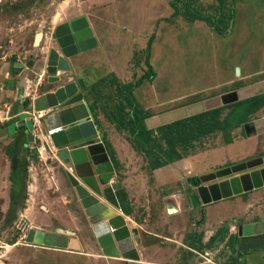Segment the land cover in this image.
<instances>
[{
  "label": "rangeland",
  "instance_id": "1",
  "mask_svg": "<svg viewBox=\"0 0 264 264\" xmlns=\"http://www.w3.org/2000/svg\"><path fill=\"white\" fill-rule=\"evenodd\" d=\"M93 1L96 0H0V57L27 61L26 56L30 54V67H35L31 72V85L36 87L37 78L46 68L45 57L50 48L58 49L56 41H53L56 27L69 17L70 10L91 8ZM106 1L104 5L109 2ZM151 1L154 2L155 14H160L163 17L161 20H165V27H160V43L156 47L160 63L158 81L163 84L165 78V108L169 109L165 112V124L204 111L203 104L182 107L183 101L195 94L201 93L204 98L227 90L230 85H226V80L230 76L237 79L240 75L237 69H231L238 61L243 66L249 65L250 70H260L262 74L258 77L264 79V0H148ZM138 5L141 4L135 3L134 6ZM200 15L210 19H199ZM195 22L200 24H193ZM217 29H222L224 33ZM39 32H43L45 37L36 45ZM20 72L14 74L19 75ZM46 72L49 75L47 69ZM23 76L21 74L17 78L19 83H22ZM97 76V73L93 74L90 96L94 99L95 94L102 99L97 102L95 112L113 122L111 117L116 114L112 107L124 101L120 99L124 84L109 77L106 78L108 86L101 83L98 87L95 82L102 78L97 80ZM256 79L253 78V81ZM56 86L48 85L46 77L42 89ZM123 105L126 108L130 106L128 102H123ZM230 111V108H225L205 121L207 126L202 130L216 127L209 135L194 138L200 130L194 124L186 128L188 143L176 139L170 144L165 140V159L167 154L174 155L173 161L168 164L177 161V153L188 157L219 142H227L232 130L227 129L222 120ZM129 118L130 115L126 119ZM220 133L222 136L219 139ZM180 137L183 136L179 134V139H182ZM20 139L15 135L8 144L0 141V264H231L235 258L240 259L238 241L231 234V225L237 220L208 223L203 213V218L189 217L187 223L181 220L169 222L165 217L164 234L147 239L149 246L140 253L139 261L122 258L121 253L120 256H111L105 252L92 231L89 217H66V221L47 217L53 220L51 227L55 233L76 236L83 245L80 250L27 243L29 230L36 228L33 222L23 217L32 161H40L42 169L49 174L61 175L65 174V170L54 152L44 147L42 137L34 144L33 154L25 146L26 137L22 141ZM153 144L151 141L148 145L151 147ZM14 150H19L21 154V164L15 170L12 167ZM155 160L150 159V166ZM227 164L229 162L209 163L207 168L212 171ZM225 204L224 207L227 206ZM74 210L81 212L77 207ZM34 219L36 223L38 220ZM67 220L71 224H67ZM196 221L201 222L197 224Z\"/></svg>",
  "mask_w": 264,
  "mask_h": 264
},
{
  "label": "crops",
  "instance_id": "2",
  "mask_svg": "<svg viewBox=\"0 0 264 264\" xmlns=\"http://www.w3.org/2000/svg\"><path fill=\"white\" fill-rule=\"evenodd\" d=\"M126 1L109 0L108 4L104 5L106 0L103 2L96 0L93 1L91 8L70 10L69 17L59 23L86 17L98 41L96 47L70 58L72 72L68 74L70 76L68 81L75 77L85 80V83L89 85V89L85 91L86 100L91 106L94 101L93 97L90 96L93 74H98L97 80L112 77L122 84L136 83L142 79V83L133 89L132 95L122 91L120 99L127 103L125 96L131 97L135 105L127 106L126 110L130 111L132 117L149 114L138 120L136 124L140 127L139 122L142 120L145 127L140 128L152 130L156 136L158 128L165 125V112L169 110L165 108V78L163 84H159L158 81L160 63L156 56V47L160 43L159 38L161 36L160 27H165V20H161L163 17L160 14H155L154 2L152 1ZM135 3L141 5L136 7L134 6ZM193 24L200 23L195 22ZM41 33L40 41L44 40L45 37V34ZM37 35L36 45L40 42L37 40ZM26 57L29 60L21 61L14 57H10V59L0 57V128L7 125L10 111L17 100L35 99L46 91L58 87L57 85L55 88L42 89L45 78L48 79L49 77L46 75L47 64L40 74V78L36 80V87H32L31 72L34 71L35 67H30V54L29 57L28 55ZM47 59L48 55L45 57V62ZM231 69H237L238 75H240L237 79L230 76V79L226 80V85H230L227 90L220 91L215 96L204 98L200 96L201 93L192 95L189 97L190 99L183 101L182 107L203 104L205 105L204 111H206L231 105L264 93V79L258 77L262 74L260 70H250L249 65L243 66L239 61L231 66ZM16 71H21L19 75H24L22 83L17 81L19 75L14 74ZM148 74H151L152 79L147 78ZM253 78L257 79L253 81ZM99 82L98 80L95 84ZM22 88L25 89V95L19 97ZM233 93L237 94V99L232 97ZM26 109L22 104L20 112L25 113ZM1 114L3 115L1 116ZM92 115L101 136L100 140L110 143L118 160V165L114 163L116 174L112 183L120 182L122 184L131 204L132 213L125 218L132 231L136 250L140 256L139 260H141L140 253L149 246L146 242L147 239H155L164 234L162 231H165V217L169 222L181 220L183 223H187L189 217L202 218V208H204V217L208 223L219 224L227 220H237L236 224L231 225V234L235 236L237 241L236 226L241 223H255L257 233L264 231V186L209 203L204 207L193 200L195 189L193 179L208 172L209 163L216 165L223 162L234 163L263 154L264 133L258 134L252 129L247 130L245 128L247 122H245L232 129L231 140L219 142L217 145L166 166L153 168L150 166V158L146 152L137 148L135 136L132 135L128 122L126 124L129 127L120 130L115 123L107 120L104 115H97L93 111ZM22 116L28 117L30 114H23ZM259 117H264V106L251 116L250 121ZM25 134L19 132L17 137L21 138L22 141ZM221 136L222 133L219 134V139ZM40 137H42L44 147L53 151V145L45 140L40 135L39 128H36L35 141H28L27 139L24 141L25 146L31 149V154L35 148L34 144L38 142ZM12 138L14 136H9L3 141L8 144ZM19 156L18 167L21 164L20 151ZM57 161L64 167L65 174H49L46 169H42L43 164L40 161H32L29 174L31 180L26 186L28 197L23 217L33 222L37 229H45L49 232H54L53 227H51L53 220L50 221L47 217H58L59 220L65 221L66 217H88L75 188L68 181L66 175L68 166L58 159ZM39 169L41 170L39 171ZM42 171L45 172L41 173ZM222 204L223 207H220ZM224 204L227 206L224 207ZM75 207L81 212H75ZM34 217L38 220L36 223ZM151 218L154 221L152 226L150 225ZM68 223L71 224L69 220H67ZM175 227L173 226V228ZM121 257L124 258L122 254Z\"/></svg>",
  "mask_w": 264,
  "mask_h": 264
},
{
  "label": "water",
  "instance_id": "3",
  "mask_svg": "<svg viewBox=\"0 0 264 264\" xmlns=\"http://www.w3.org/2000/svg\"><path fill=\"white\" fill-rule=\"evenodd\" d=\"M41 37L39 32L37 40ZM55 37L58 49L53 48L48 56L47 82L58 87L35 99L17 100L7 125L0 128V141L19 132L26 133L28 141H35V129L39 128L44 139L53 145L55 156L68 166V181L75 188L102 249L111 256H120L121 253L124 258L139 260L132 231L125 218L132 213L131 204L122 184L112 183L116 169L105 142L100 140L86 100L85 91L89 85L83 78L75 77L68 81V74L72 72L70 58L96 47L97 38L86 17L58 25ZM24 95L25 89L22 88L19 97ZM232 97L237 99V94L233 93ZM22 104L27 108L25 113L20 112ZM23 114L30 116L23 117ZM139 125L145 127L142 120ZM245 128L264 133V117L245 123ZM19 157V151L15 150L12 157L14 169L18 167ZM193 184V200L202 206L263 187L264 153L202 173L193 179ZM237 234L240 264H264V231L257 233L255 223H241L237 226ZM26 241L75 251L82 248L76 236L39 228H31Z\"/></svg>",
  "mask_w": 264,
  "mask_h": 264
},
{
  "label": "trees",
  "instance_id": "4",
  "mask_svg": "<svg viewBox=\"0 0 264 264\" xmlns=\"http://www.w3.org/2000/svg\"><path fill=\"white\" fill-rule=\"evenodd\" d=\"M196 14V13H195ZM196 19V17H193L192 19ZM199 19H203L208 21L210 18L206 16H198ZM220 33H224L222 29H217ZM151 74L147 75L148 79L151 78ZM106 79H102L98 84H96L98 87L101 85V83H104L106 86ZM142 83V79L138 80L136 83H128L124 84L122 86V91L127 92L129 95H132L133 89ZM95 85V86H96ZM108 86V85H107ZM100 92H103L100 89ZM107 98V97H106ZM102 99L99 95L94 94V101L91 104V110L93 112L96 111L97 108V102ZM127 102L130 106H134L135 104L132 102L131 97H126ZM108 101V99H107ZM122 102V101H121ZM116 103L114 107H112L114 114L112 115L111 120L113 123L116 124L117 128L120 130L127 129L129 126L131 127V133L133 136H135V143L138 149L144 150L147 154V156L152 160V158H155L156 160L154 163H152L153 168L160 167L162 165H167L168 163L172 162L174 159V155L167 154V158L165 159V140L169 142L170 144L175 143V140H183L186 143L189 142L188 132L186 131L187 127L193 126L194 124H197V126L200 127L199 134L194 136L196 139H200L203 136L209 135L214 131L216 128H210V129H203L205 126H207V123H205L206 120L209 118H212L215 115H218L223 111L225 108H230L231 111L225 116V118L222 120L225 127L227 129H233L235 127L241 126L243 123L250 121L251 116L255 114L259 109H261L264 106V93L252 96L250 98H247L245 100L239 101L237 103H233L231 105L227 106H221L214 109L206 110L203 112H200L198 114H194L179 120H175L173 122L167 123L163 126H160L158 128V134L154 136V131L147 130V129H141L139 126H137V121L145 118L147 115L144 116H138L134 115L135 117H132L130 114V111H125L126 106L123 105V102ZM124 110V111H123ZM130 115L129 120L126 119ZM132 124V126H131ZM222 129V128H221ZM179 134H181L183 137H180L182 139H179ZM230 138L229 140H231ZM153 141V146H149V142ZM107 145V149L109 150L111 154V158L115 165H118V160L114 154V151L108 141H105ZM174 145V144H173ZM177 152V151H176ZM185 155L183 153H177L175 160H179L184 158ZM231 264H240L238 259H234L233 263Z\"/></svg>",
  "mask_w": 264,
  "mask_h": 264
},
{
  "label": "flooded vegetation",
  "instance_id": "5",
  "mask_svg": "<svg viewBox=\"0 0 264 264\" xmlns=\"http://www.w3.org/2000/svg\"><path fill=\"white\" fill-rule=\"evenodd\" d=\"M53 41H56V44H57V40H56V37H55V33H54V35H53ZM53 48H54V47H51V48H50L48 56L50 55V52H51V50H52Z\"/></svg>",
  "mask_w": 264,
  "mask_h": 264
},
{
  "label": "bare ground",
  "instance_id": "6",
  "mask_svg": "<svg viewBox=\"0 0 264 264\" xmlns=\"http://www.w3.org/2000/svg\"><path fill=\"white\" fill-rule=\"evenodd\" d=\"M58 13V12H57ZM60 15V14H59ZM40 41V40H39Z\"/></svg>",
  "mask_w": 264,
  "mask_h": 264
}]
</instances>
